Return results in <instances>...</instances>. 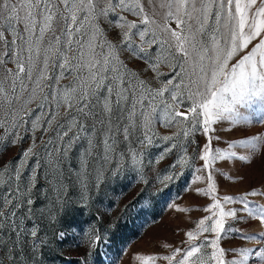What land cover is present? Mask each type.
<instances>
[{"label":"snow or ice","instance_id":"obj_1","mask_svg":"<svg viewBox=\"0 0 264 264\" xmlns=\"http://www.w3.org/2000/svg\"><path fill=\"white\" fill-rule=\"evenodd\" d=\"M147 4L150 11L142 0H0V148L31 137L19 160L0 168V246L9 252L20 248L21 241L32 249L45 246L33 191L43 166L58 171L60 161L81 145L85 172L91 167L98 177L109 173L117 179L130 169L142 178L146 150L161 146L154 143L153 131L161 122L176 131L159 137L165 143L158 161L177 151L173 167L201 162L195 181L205 187L195 191L208 202L180 247L165 243L171 249L166 254L136 259L140 264H264V246H221L234 233L264 242V232L246 234L229 223L255 218L264 225V205L248 199L264 196V190L221 195L216 175L232 177L215 167L220 160L253 162L264 134L233 140L226 149L215 147L213 139L219 137L212 135L221 122L241 128L250 124L248 108L264 121V0ZM123 52L140 59L152 79L129 69ZM161 63L169 64L171 78L161 79L169 75L159 71ZM153 80L160 86L154 87ZM197 132L205 137L202 144L194 139ZM191 144L195 147L189 152ZM237 148L246 154H238ZM156 196L166 199L167 194L161 190ZM77 210L82 211L77 203L65 201L54 219L62 222ZM116 227L101 236L99 229L78 230L69 224L58 239L79 236L85 242L80 264H111ZM228 252L238 255L228 258Z\"/></svg>","mask_w":264,"mask_h":264},{"label":"rangeland","instance_id":"obj_2","mask_svg":"<svg viewBox=\"0 0 264 264\" xmlns=\"http://www.w3.org/2000/svg\"><path fill=\"white\" fill-rule=\"evenodd\" d=\"M142 3L146 11H150L147 0H142ZM129 18L136 19L131 16ZM171 27L175 28V24L173 23ZM8 38L11 39L10 36ZM121 58L128 68L139 73L141 78L152 79L154 74L144 73L145 66L140 59L133 58L128 52H123ZM159 71L169 74L162 77V80H167L174 74L170 72L168 63H161ZM152 83L154 87L160 86L159 81L153 80ZM186 107L187 104L183 105L181 110ZM245 113L250 114L252 122L242 128L233 127L229 122L214 125L215 131L212 135L219 137L218 141L213 139L215 147L226 149L228 143L233 140L264 134V121L254 114L253 108L246 109ZM153 131L156 133L154 143L161 146L146 150L142 178L140 174L130 169L122 172L117 179H112L109 173L98 177L91 167L85 172L79 159L81 145H77L66 159L60 161L58 171L49 169L47 165L43 166L38 171L37 185L33 191L36 201L35 220L40 227L39 235L46 244L42 248L32 249L30 244L21 241V247L15 252H9L8 248L0 246V264H80V257L87 250L85 242L81 241L79 236L75 240L69 237L62 242L58 239L59 232L66 229L69 224L78 230L99 229L101 236L105 235V229L117 225L109 250L111 264H140L136 259L137 255L166 254L171 249H165L163 247L165 243L172 247H180L186 238L185 232L193 229L194 222L204 214L199 209L208 202L207 197L200 196L195 191L198 187H205L202 182L195 181V175L198 174L195 169L201 162L196 161L190 167H173L180 155L177 151L158 161L165 143L159 137L172 134L176 128L164 127L163 123L157 122L153 126ZM40 135L37 133V144ZM137 135L140 133L137 132L132 137L133 147L138 144ZM194 139L202 144L205 137L197 132ZM30 144L29 136L16 146H9L6 150L0 148V168L5 165L10 167L9 162L18 161L22 151ZM194 147V144L189 145V152ZM235 150L238 154H246L244 149ZM34 163V160L30 161V164ZM215 167L232 177L227 179L225 175H216L221 195H238L252 188L264 190V144L251 163L220 160L215 162ZM168 176L172 177L171 180L165 179ZM145 180L148 181L147 184L144 183ZM161 190L167 194L166 199L156 196ZM248 199L257 205H264V196H250ZM68 200L77 203L82 211L77 210L71 216H65L62 222H57L54 217L60 215L62 203ZM141 207H146V211L139 212L138 209ZM181 208L184 211H179ZM26 223L31 227V222ZM229 223L231 227L246 234L264 232V225L255 218H249L247 222ZM95 234L93 232V239ZM221 246L225 249L233 247L256 249L264 246V242L255 239L244 240L234 233L223 239ZM227 255L228 258H232L238 254L228 252ZM11 256L15 258L10 259ZM156 264L164 262L157 261ZM251 264L261 262L252 260Z\"/></svg>","mask_w":264,"mask_h":264}]
</instances>
